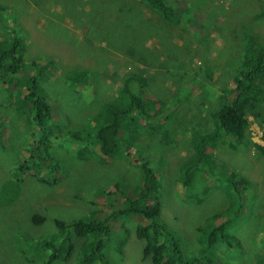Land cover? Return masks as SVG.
Returning a JSON list of instances; mask_svg holds the SVG:
<instances>
[{
    "label": "rangeland",
    "instance_id": "rangeland-1",
    "mask_svg": "<svg viewBox=\"0 0 264 264\" xmlns=\"http://www.w3.org/2000/svg\"><path fill=\"white\" fill-rule=\"evenodd\" d=\"M168 2L177 21H167L144 0H0V42L18 36L26 44L17 76L42 69L39 84L53 113L54 106L59 111L43 129L34 121L31 101L23 99L25 88L1 82L0 264H45V253L24 237L55 231L57 218L71 220L126 203L143 183L142 160L150 161L157 174L155 191L141 203H160L159 218L175 229L188 258L201 264L210 258L216 264H264V152L258 147L264 146V101L246 114L241 146L209 147L226 172L250 182L230 241L220 237L211 244L210 234L199 230L233 198L223 175L195 176L208 180L201 201L187 197L178 175L193 151V133L212 128L218 96L236 85L245 34L264 41V0ZM129 74L147 83L149 116L134 114L118 154L105 156L96 146L94 120L110 107L106 103L114 106L120 99ZM183 91L187 95L175 104ZM47 130L44 149L38 150L36 142ZM74 131H79L76 137ZM33 213L44 220H34ZM148 220L114 217L111 248L123 253L116 264H153L144 255L145 241L136 235L137 226ZM166 239L172 242L170 234ZM77 258L76 252L58 264H74Z\"/></svg>",
    "mask_w": 264,
    "mask_h": 264
},
{
    "label": "trees",
    "instance_id": "trees-1",
    "mask_svg": "<svg viewBox=\"0 0 264 264\" xmlns=\"http://www.w3.org/2000/svg\"><path fill=\"white\" fill-rule=\"evenodd\" d=\"M144 1L151 4L167 21L178 20L176 8L168 0ZM245 35L246 43L234 75L236 85L233 89L224 91L218 96V104L210 114L212 128L206 132L195 131L193 133V151L182 160L178 170L179 180L188 190L187 197L197 201H201V193L205 194L208 190L205 187V182L208 183L206 175L216 179L223 175L222 177L228 183L227 194L233 198L227 210L216 211L199 228L201 234L202 231L210 234L211 244L220 237L230 241L232 231L236 229L240 212L245 205L243 188L250 185V182L236 172H226L224 165L216 161L209 147L220 144L234 150L241 146L245 141L246 129L249 125L246 114L253 111L256 104L264 101V88L258 83L259 81L264 82V41L261 37L249 32ZM25 49L24 40L18 36L0 42V85L2 81H7L13 82L17 87H24L26 95L23 99L31 101L30 109L34 121L44 129L50 123L51 117L56 116L59 111L53 105V113L51 103L42 85L39 84V79L43 75L42 69L40 74L17 76L22 73L24 67ZM14 77L17 79L14 80ZM121 90L120 99L115 105L113 106L112 102L106 103L110 107H105L104 113L98 112L99 117L94 120L96 121V146L98 151L105 156L118 154L122 135L130 124H135L134 114L149 116L152 100L147 83L142 77L136 74L127 75ZM184 91L178 94L174 100L175 104L182 101ZM230 91L233 96L229 98L226 93L228 95ZM54 127L53 125L50 130ZM50 130L45 131L42 139L36 142L38 150L44 149L46 141L43 140L47 139V132ZM78 134L79 131L72 133L75 137ZM258 147L264 152V146L259 145ZM139 166L143 172V183L136 191L135 197L134 191H131L127 195L126 203L114 206L109 211L101 210L100 213L93 212L71 220L57 218L55 219V231L42 235L31 233L24 237L25 242L35 246L39 252L45 253V264H58L63 260H70L76 252L78 258L74 264H116L118 257L123 253L121 249L111 248L113 244L111 229L113 230L115 226L114 217L133 214L149 219L137 226L136 235L145 241L144 255L151 256L153 264H201V259H192L185 255L175 229L159 218L160 203L157 201L141 203V200L149 199L155 191L153 181L157 172L148 160H142ZM198 173L206 174L200 182L195 179ZM112 211L115 213L111 215ZM225 216H227L226 219L216 224L215 221L218 218ZM33 219L41 222L44 217L39 213H33ZM210 225L211 228L206 230ZM234 226L235 229H233ZM167 234L171 235L172 242L166 239ZM206 264L216 263L210 258Z\"/></svg>",
    "mask_w": 264,
    "mask_h": 264
}]
</instances>
